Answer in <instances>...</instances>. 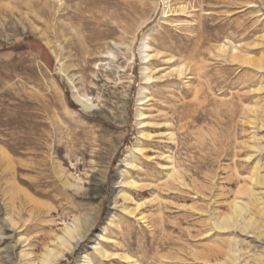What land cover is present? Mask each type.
<instances>
[{
    "label": "rangeland",
    "instance_id": "obj_1",
    "mask_svg": "<svg viewBox=\"0 0 264 264\" xmlns=\"http://www.w3.org/2000/svg\"><path fill=\"white\" fill-rule=\"evenodd\" d=\"M263 210L264 0H0V264H251Z\"/></svg>",
    "mask_w": 264,
    "mask_h": 264
},
{
    "label": "bare ground",
    "instance_id": "obj_2",
    "mask_svg": "<svg viewBox=\"0 0 264 264\" xmlns=\"http://www.w3.org/2000/svg\"><path fill=\"white\" fill-rule=\"evenodd\" d=\"M241 209V207L240 206H236V211H238V210H240ZM264 211V210H263ZM238 215V214H237ZM233 218V216H231L229 219H227L226 220V222H225V225L229 228V227H231V226H233L232 224H231V222H230V220ZM237 218V217H236ZM8 257V256H7ZM7 263H8V261H7ZM251 264H264V260L263 259H261V258H259V259H257V260H255L254 262H252Z\"/></svg>",
    "mask_w": 264,
    "mask_h": 264
}]
</instances>
